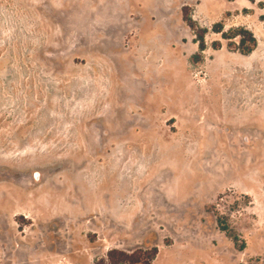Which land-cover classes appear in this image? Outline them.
I'll use <instances>...</instances> for the list:
<instances>
[{
  "label": "rangeland",
  "instance_id": "1",
  "mask_svg": "<svg viewBox=\"0 0 264 264\" xmlns=\"http://www.w3.org/2000/svg\"><path fill=\"white\" fill-rule=\"evenodd\" d=\"M140 249L264 264V0H0V264Z\"/></svg>",
  "mask_w": 264,
  "mask_h": 264
},
{
  "label": "trees",
  "instance_id": "2",
  "mask_svg": "<svg viewBox=\"0 0 264 264\" xmlns=\"http://www.w3.org/2000/svg\"><path fill=\"white\" fill-rule=\"evenodd\" d=\"M224 23H216L213 27L215 33L220 34L221 37L229 41L228 47L237 51L242 55H250L257 47L258 41L252 31L246 27H231L228 30L224 29ZM199 48L204 51L206 44L204 37L198 40ZM156 249L150 251L149 249H140L131 253L119 250H111L108 252V262L110 264H153Z\"/></svg>",
  "mask_w": 264,
  "mask_h": 264
}]
</instances>
